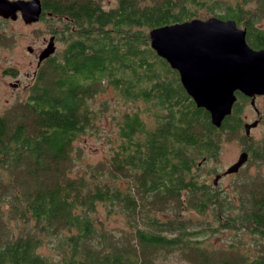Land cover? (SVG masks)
<instances>
[{
	"label": "trees",
	"instance_id": "obj_1",
	"mask_svg": "<svg viewBox=\"0 0 264 264\" xmlns=\"http://www.w3.org/2000/svg\"><path fill=\"white\" fill-rule=\"evenodd\" d=\"M102 1L40 0L39 21L63 49L37 66L24 102L0 116V264H156L165 250L187 264H264V174L244 164L224 189L207 166L223 141L240 139L239 115L213 126L150 44L152 29L197 18L188 5L206 2L116 0L105 9ZM251 1L211 0V13L235 20L248 44L264 49L258 15L244 8ZM256 2L264 13V0ZM106 87L145 110L122 113L107 162L75 172L89 101ZM257 143L254 166L264 161V140ZM100 209L123 227L109 228ZM5 219L27 228L13 238ZM220 235L229 237L216 247ZM41 237L54 242L56 258L40 253Z\"/></svg>",
	"mask_w": 264,
	"mask_h": 264
},
{
	"label": "rangeland",
	"instance_id": "obj_2",
	"mask_svg": "<svg viewBox=\"0 0 264 264\" xmlns=\"http://www.w3.org/2000/svg\"><path fill=\"white\" fill-rule=\"evenodd\" d=\"M204 1L206 4L203 8L197 7V9H192L189 5L187 8H190V11H193L197 18H208L212 16L213 3H210L211 0ZM222 2L225 5H235L236 0H218L219 4H222ZM101 4L105 9H109L115 6L116 0H103ZM258 7L259 4L256 0H252L244 8L247 9L250 16L254 14L258 15V22L255 26L264 30V13L258 11ZM17 15L18 17L15 21H12L10 18H0V31H3V36L6 37L5 41H3V38L0 41V116H4L11 108L16 107L19 103H23L28 96L31 79L37 68L38 54L47 47L50 38L48 35V22L39 21L32 25H25L22 22L20 13H17ZM61 24L62 22L60 21L54 22L57 28ZM27 47H32V54L27 52ZM55 47L56 53L63 49L61 43L57 44L55 42ZM15 83L18 84V87L11 88L10 84ZM89 104L92 109L93 118L90 122V128L75 141V148L81 151L82 154L81 160L76 162L75 172L79 168L94 166L100 162H107L112 148H115L119 143L117 131L122 113L135 110V108L143 109L144 107L145 110L143 104L139 102L129 104L122 99L119 93L108 87L104 88L95 98H92ZM142 117L146 121V124L150 126L149 119L145 116ZM244 117L247 122L253 120V115L248 111H245ZM223 135L221 134V137ZM242 135H244L243 130ZM251 136L253 139L252 142L256 147L257 142H261L264 138V126H260L252 131ZM241 145L242 143L238 136L231 141H223L217 158L210 160L207 166L211 168L215 166L219 173L225 172L237 161L241 153ZM249 161L245 163L242 169L243 172H248L253 175L259 172L264 174V161H259L257 166H254L253 160ZM234 177L225 176L220 181V185L224 189H227L231 185ZM212 179L213 176H211L210 180ZM120 186L122 189L127 187L124 181L119 183ZM2 210L5 211L3 208ZM184 215L193 220L201 219L192 211L185 212ZM99 217L107 221L109 228L123 227V221L119 216L110 218L100 209ZM206 217L208 218V216ZM5 221H10L5 228L9 229L13 238L20 234V231H24L27 228V226L18 224L12 220L5 219ZM228 237L229 235H220L219 238H212L210 242L215 243L214 246L219 247ZM41 240L43 246L39 250L40 253L48 254L52 258H56L58 254L54 247V242L49 241V238L46 237H41ZM45 245H49V247ZM154 261L156 264H187L185 257L175 250L160 252Z\"/></svg>",
	"mask_w": 264,
	"mask_h": 264
},
{
	"label": "water",
	"instance_id": "obj_3",
	"mask_svg": "<svg viewBox=\"0 0 264 264\" xmlns=\"http://www.w3.org/2000/svg\"><path fill=\"white\" fill-rule=\"evenodd\" d=\"M17 13L25 25L38 23L42 15L40 0H0V18L15 21ZM149 37L151 48L179 74L187 94L198 108L210 114L216 128L231 113L234 91L247 96L264 95V50L251 49L246 43V31L234 21L193 19L154 28ZM55 49L51 37L38 54L37 66L54 55ZM26 50L33 53L32 47ZM10 87L17 88L18 84ZM247 161V153H241L223 175L236 174ZM219 179L216 176L215 185Z\"/></svg>",
	"mask_w": 264,
	"mask_h": 264
},
{
	"label": "flooded vegetation",
	"instance_id": "obj_4",
	"mask_svg": "<svg viewBox=\"0 0 264 264\" xmlns=\"http://www.w3.org/2000/svg\"><path fill=\"white\" fill-rule=\"evenodd\" d=\"M212 17L218 18V19H220L222 21L230 20V21H234L236 23V21L233 20V19L221 18L217 14H213V13H212V16H210L208 18H203V19L194 18V19L207 20V19L212 18ZM236 25H237V27L239 29L245 30L240 24L236 23ZM255 28H256V26H255ZM257 29H259V28H257ZM245 39H246L247 45L251 49L257 50V51L258 50H264V49H254L253 47H251L248 44L247 37H245ZM234 96H235V99H234V102H233L232 107H231V113H230V115H228V116H226L224 118L222 124L225 123V120H226L227 117H231L233 114H236V115L238 114L239 115L240 120H241V126H242V128L240 129V133H239L240 142L242 143L240 152L241 153L246 152L247 155H248V161H249V156H250V152H251V149H252V143H253L252 142L253 139H252V136H251V132L256 130L257 128H259L260 126H264V95L247 96V95L243 94L241 91L236 90V91H234ZM245 111H248L249 113H251L253 115V120L251 122H247V120H245V117H244ZM250 126H252V127H250ZM246 128L249 129L248 130V133H249L248 136L245 134L246 133V131H245ZM242 130L244 132V137L242 135ZM262 140H264V138ZM215 170H216V168H215ZM223 173L224 172L219 173L218 170H216L215 176H220V179L218 180V182L221 181L225 176H234V175L237 174L236 173V174H231V175H223Z\"/></svg>",
	"mask_w": 264,
	"mask_h": 264
}]
</instances>
